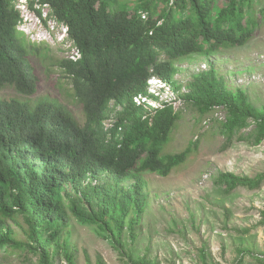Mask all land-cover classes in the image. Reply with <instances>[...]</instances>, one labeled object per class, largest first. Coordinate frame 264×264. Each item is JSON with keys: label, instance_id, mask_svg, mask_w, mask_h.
Returning a JSON list of instances; mask_svg holds the SVG:
<instances>
[{"label": "trees", "instance_id": "1", "mask_svg": "<svg viewBox=\"0 0 264 264\" xmlns=\"http://www.w3.org/2000/svg\"><path fill=\"white\" fill-rule=\"evenodd\" d=\"M131 1L37 0L49 6L42 25L49 20L61 25L63 55L69 45L79 49L81 57L74 61L67 55L48 56L46 40L27 36L29 22L15 8V0H0V86L11 85L25 97L36 95L38 76L31 58L49 59L59 73L60 88H67L64 92L80 107L84 119L80 124L56 97L0 99V249L27 247L42 264H54L50 247L56 244L55 249L64 250L73 264V256L60 245L69 215L59 196L65 185L81 188L79 192L87 196L83 182L88 172L101 179L106 172L117 182H134L122 188L123 193L102 199L98 219L77 217L100 223L121 247L125 217L131 212L128 227L134 241L144 211L142 175L168 176L184 163L190 149L164 154L179 114L170 106L142 114L132 97L146 92L151 75L171 81L180 58L243 45L264 21V7L257 9L258 0ZM32 9L41 16L39 7ZM183 99L203 115L219 106L226 110L227 117L220 123L222 149L249 120L254 126L244 140L251 145L263 141L264 109L251 104L244 91L228 90L212 70L203 73ZM111 102L122 108L125 117L105 130ZM216 181L228 192L236 187L257 189L264 173L248 177L221 172ZM16 215L27 226L25 241L14 238L7 225ZM56 223L60 226L53 228ZM138 262L156 264L146 258ZM234 264H242V258Z\"/></svg>", "mask_w": 264, "mask_h": 264}, {"label": "rangeland", "instance_id": "2", "mask_svg": "<svg viewBox=\"0 0 264 264\" xmlns=\"http://www.w3.org/2000/svg\"><path fill=\"white\" fill-rule=\"evenodd\" d=\"M30 3L31 8L42 5L37 0ZM256 7H264V0H258ZM18 11L21 16L27 14ZM39 21L32 19L28 23L30 33L46 40L50 48L48 56H66L68 52L63 55L59 50L61 25H52L49 20L44 26ZM31 59L38 76L36 95L25 97L13 86L3 85L0 86V99L16 97L36 101L43 96L56 97L83 124L82 111L64 92L67 88H60L59 73L51 65V60ZM174 64L172 84L179 92L180 103L175 111L179 118L164 154L180 153L189 147L184 163L165 177L150 172L142 175L144 211L136 230L137 237L132 241L129 236L131 212H128L121 247L108 230L98 226L100 223L79 218L98 219L102 199L123 193L133 186L134 181L117 182L106 174L96 185L98 191L93 190V185L87 186V196L79 192L81 188L71 189L65 185L59 198L69 221L63 224L60 245L63 244L73 256V264H140L139 258L156 264H234L239 257L242 264H260L264 259V181L257 189L236 187L229 192L216 181L221 172L248 177L264 173V139L259 145L244 140L254 126L249 120V125L222 149L225 139L220 123L227 117L226 110L219 106L203 115L183 99L203 73L212 70L228 90L244 91L251 104L264 109V21L243 45L211 54H193L176 60ZM141 112L148 114L149 110L141 108ZM110 116L125 117L122 108L113 102L107 106L106 118ZM72 206L76 207L75 212H72ZM7 225L14 238L25 241L27 226L21 215L8 220ZM59 226L53 224V228ZM47 237L48 233L43 240ZM55 248L56 244L50 247L54 264H71L64 250ZM0 264L42 263L39 255L30 248L3 247L0 249Z\"/></svg>", "mask_w": 264, "mask_h": 264}, {"label": "built area", "instance_id": "3", "mask_svg": "<svg viewBox=\"0 0 264 264\" xmlns=\"http://www.w3.org/2000/svg\"><path fill=\"white\" fill-rule=\"evenodd\" d=\"M16 3H17L16 4L17 9L28 13L27 16L29 15L30 17L33 16L32 18L34 21H36V19H39L40 20L39 22H41V17H45L49 10V6L47 4H42L40 6L41 8V16H40L34 11H31L28 0H16ZM50 22L53 23L52 25H55L56 23L54 20H51ZM30 38L31 40L41 39L33 34H31ZM67 57L71 60L76 61L81 57V53L77 47L69 45ZM155 84L164 86L165 90L160 92L155 87ZM132 101L136 107L146 108L149 111H154L157 108H163L165 106H170L172 110L175 112L180 103V97H179L178 90L175 89L171 81L163 80L157 76H151L147 80V93H139V94L134 95L132 98ZM216 108L218 109L219 107H216ZM116 120L117 118L113 116L106 118L103 122L104 129L108 130L111 126H113ZM117 129L121 130V126H119ZM86 182L87 183L91 182L93 185H95L96 183H98V178L93 177L92 175L88 174Z\"/></svg>", "mask_w": 264, "mask_h": 264}, {"label": "clouds", "instance_id": "4", "mask_svg": "<svg viewBox=\"0 0 264 264\" xmlns=\"http://www.w3.org/2000/svg\"><path fill=\"white\" fill-rule=\"evenodd\" d=\"M30 1L31 0H28V2H29V5H30V9H31V11H34L32 8H31V3H30ZM15 2H16V0H15ZM36 4V3H35ZM41 6V5H40ZM40 6H36V7H39L40 8ZM16 7V6H15ZM16 9H17V7H16ZM17 10H19V9H17ZM40 10H41V8H40ZM49 11V10H48ZM35 12V11H34ZM36 13V12H35ZM28 14V13H27ZM27 14H23V16H21V17H23V19L24 20H27L28 22H30V21H32V17L31 18H28V16H27ZM38 14V13H37ZM25 16H27V17H25ZM42 18H44V17H42ZM151 76H156V75H151ZM150 76V77H151ZM157 77H159V76H157ZM159 78H161V79H163V80H167V79H164V78H162V77H159ZM148 80V79H147ZM168 81H170V80H168ZM171 82H172V80H171ZM174 86V85H173ZM155 87L160 91V92H162L163 90H165L164 89V86H162V85H157V84H155ZM145 93H147V87H146V92ZM133 98V97H132ZM133 102V101H132ZM134 105V104H133ZM135 106V105H134ZM136 107V106H135ZM137 108H142V107H137ZM149 112H151V111H149ZM88 174H90V175H92L93 177H97L98 178V183H96L95 185H97V184H99L100 183V180H101V177L100 176H97L96 174H93V173H90V172H88L87 173V176H86V178L84 179V182H83V184L85 185V186H91V185H93L91 182H86V180H87V177H88ZM101 174H103V175H105L106 176V172H103V173H101ZM95 185H93V186H95Z\"/></svg>", "mask_w": 264, "mask_h": 264}, {"label": "bare ground", "instance_id": "5", "mask_svg": "<svg viewBox=\"0 0 264 264\" xmlns=\"http://www.w3.org/2000/svg\"><path fill=\"white\" fill-rule=\"evenodd\" d=\"M33 6H34V5H33ZM32 8H34V7H32ZM22 15H23V14H22ZM28 18H31L30 15L28 16Z\"/></svg>", "mask_w": 264, "mask_h": 264}]
</instances>
